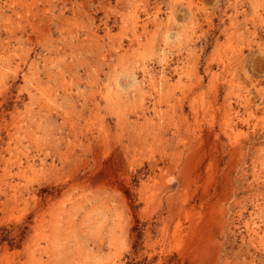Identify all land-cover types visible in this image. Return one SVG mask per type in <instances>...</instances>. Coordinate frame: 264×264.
I'll list each match as a JSON object with an SVG mask.
<instances>
[{
	"label": "rangeland",
	"instance_id": "obj_1",
	"mask_svg": "<svg viewBox=\"0 0 264 264\" xmlns=\"http://www.w3.org/2000/svg\"><path fill=\"white\" fill-rule=\"evenodd\" d=\"M13 1L0 264H264V0Z\"/></svg>",
	"mask_w": 264,
	"mask_h": 264
},
{
	"label": "bare ground",
	"instance_id": "obj_2",
	"mask_svg": "<svg viewBox=\"0 0 264 264\" xmlns=\"http://www.w3.org/2000/svg\"><path fill=\"white\" fill-rule=\"evenodd\" d=\"M33 2H35L34 0H33ZM32 2V3H33ZM37 2V1H36ZM29 3V2H28ZM38 3V2H37ZM21 7H23L24 8V10H26V12L24 13L25 15H21V12H20V8ZM34 7H36V3H34V4H30V5H25V4H23V2L22 3H19V2H15V1H13V0H0V16H2L3 17V20L6 22V24L5 25H0V36H1V34H2V32H3V29H5L6 27L8 28V27H11V25L13 24V23H15L18 19H20V20H25L26 22H27V24H28V27H29V30H27L26 32L24 31V30H26V29H24L22 32H21V35H23V34H28L29 33V31L30 32H32V33H35L36 32V26H37V24L35 23V22H32V20H30V18H29V15H31L32 13H33V11H32V8H34ZM37 11H39V10H37ZM38 13V12H37ZM33 17H36L35 15H34V13H33V15H32ZM44 16V15H43ZM38 18V17H37ZM51 23V22H50ZM44 24V23H43ZM46 26V25H45ZM20 28H22V27H20ZM6 30V29H5ZM6 32H7V30H6ZM59 32H60V35L62 36V31L61 30H59ZM94 37L99 41L100 40V36L98 35V34H94ZM1 38V37H0ZM105 64V63H104ZM47 94V93H46ZM45 94V95H46ZM163 99V98H162ZM166 100V99H165ZM46 101V100H45ZM111 103V102H110ZM162 103V102H161ZM175 108V107H174ZM168 109H170V108H168ZM74 113V112H73ZM84 113L85 112H81V114L82 115H84ZM99 114V113H98ZM39 117V116H38ZM41 117V116H40ZM85 118V117H84ZM81 119V118H80ZM88 119V118H87ZM84 121V120H83ZM177 121V120H176ZM38 122V121H37ZM41 122V121H40ZM179 125V124H178ZM180 126V125H179ZM37 127V126H36ZM16 128V127H15ZM75 128V127H74ZM179 129V128H178ZM49 134V133H48ZM8 135H9V137L10 138H12L13 136L8 132ZM147 136V135H146ZM139 138V137H138ZM144 139V138H143ZM142 139V140H143ZM146 139V138H145ZM136 140V139H135ZM141 140V141H142ZM147 140V139H146ZM137 142V141H136ZM134 143V142H133ZM139 144V143H138ZM142 145V144H141ZM148 145V144H147ZM43 147V146H42ZM143 147V146H142ZM123 148V147H122ZM125 148V147H124ZM124 150V149H123ZM127 150H128V148H127ZM18 151V148L16 147V145L14 146L11 142L10 143H8V144H6V146H3V147H1V150H0V171H3L5 174L8 172L7 171V166L8 165H11V167H12V169L13 168H17V170L19 171V169H21V158L23 157H20V156H18V157H20L19 159H17V157H15V152H17ZM126 152V151H125ZM19 153V152H18ZM27 154V153H26ZM23 155V154H22ZM16 158V159H15ZM29 158V157H28ZM30 159V158H29ZM24 165V164H23ZM32 165V164H31ZM30 167V166H29ZM34 167V166H33ZM25 168V167H24ZM10 170V169H9ZM35 171V170H34ZM10 174V173H9ZM13 174H15V173H13ZM22 175H23V172L21 173ZM20 174V175H21ZM108 174V173H107ZM25 175V174H24ZM4 176V175H3ZM5 176H7V174L5 175ZM94 176V175H93ZM92 176V177H93ZM102 176V175H101ZM12 177V176H11ZM10 177V178H11ZM103 177V176H102ZM4 178V180H2V182H5V179L7 178V177H3ZM20 178H22V177H20ZM74 178V177H73ZM1 179V178H0ZM89 179V178H88ZM101 179V178H100ZM71 180V179H70ZM83 180V179H82ZM97 180H99V179H97ZM87 181V180H86ZM73 182V181H72ZM93 182H95V180L93 181ZM99 182V181H98ZM88 183V182H87ZM6 184V183H5ZM4 184V185H5ZM2 185V184H1ZM7 185V184H6ZM67 185V184H66ZM9 186V185H8ZM7 187V186H6ZM10 187V186H9ZM12 187V186H11ZM16 187V186H15ZM13 188V187H12ZM21 189V188H20ZM75 189H77V188H75ZM17 191V190H16ZM72 191V190H71ZM8 192V191H7ZM13 192V191H12ZM35 192V191H34ZM14 193V192H13ZM40 193V192H39ZM4 195V194H3ZM6 196V195H5ZM8 196V195H7ZM11 198H13V197H10V199ZM18 198V197H17ZM5 200V199H4ZM17 200V199H16ZM14 201V200H13ZM6 202H7V200H6ZM15 202V201H14ZM33 202V201H32ZM9 204V203H8ZM48 204V203H47ZM10 205V204H9ZM33 205V204H32ZM43 205V204H42ZM41 205V206H42ZM2 205H1V203H0V207H1ZM8 206V205H7ZM6 206V207H7ZM38 207V206H37ZM44 209V208H43ZM33 210H34V208H33ZM40 211V210H39ZM68 217V216H67ZM66 218V217H65ZM71 218V217H70ZM54 224V223H53ZM65 224V223H64ZM55 225H56V223H55ZM58 228H59V226H58ZM63 228V227H62ZM58 230V229H57ZM65 230V229H64ZM55 232V231H54ZM59 232H61V231H59ZM53 234V233H52ZM63 234V233H62ZM64 235V234H63ZM44 236V235H43ZM48 237L50 236V235H47ZM45 237V236H44ZM43 237V238H44ZM64 238V237H63ZM46 242H48V241H46ZM54 242H58V241H54ZM59 243V242H58ZM48 245V244H47ZM52 245H55V243H52ZM57 250H59V249H57ZM54 251V250H53ZM53 253H56L55 251L53 252ZM8 257V256H7ZM52 257V256H51ZM60 260V259H59ZM61 260H63V259H61ZM63 262V261H62ZM29 263V262H28ZM58 263V262H57Z\"/></svg>",
	"mask_w": 264,
	"mask_h": 264
}]
</instances>
